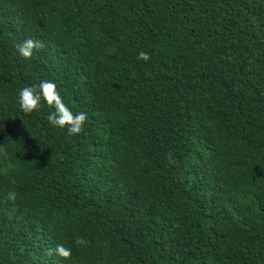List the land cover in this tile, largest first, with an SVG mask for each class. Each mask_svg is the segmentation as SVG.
<instances>
[{"label":"trees","instance_id":"trees-1","mask_svg":"<svg viewBox=\"0 0 264 264\" xmlns=\"http://www.w3.org/2000/svg\"><path fill=\"white\" fill-rule=\"evenodd\" d=\"M0 264H264V0H0Z\"/></svg>","mask_w":264,"mask_h":264},{"label":"clouds","instance_id":"clouds-1","mask_svg":"<svg viewBox=\"0 0 264 264\" xmlns=\"http://www.w3.org/2000/svg\"><path fill=\"white\" fill-rule=\"evenodd\" d=\"M43 47L40 39L27 38L17 44L19 53L25 58L34 55L36 49ZM139 57L147 60L149 53L145 51L139 52ZM17 101L20 109L24 113H33L39 110L43 103H46L53 110L47 114V120L54 126L66 128L69 133L75 134L82 131L88 114L85 111H73V109L65 103L61 92L57 85L50 79H42L37 85H26L17 90ZM10 199H15L16 192L9 191ZM77 242H82L77 240ZM56 255L64 258H71V247L65 246L63 243L56 245L54 249Z\"/></svg>","mask_w":264,"mask_h":264}]
</instances>
